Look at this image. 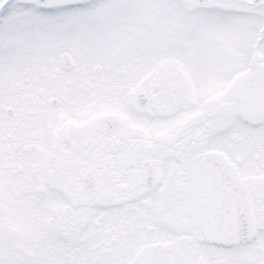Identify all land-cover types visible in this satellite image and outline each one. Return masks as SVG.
I'll use <instances>...</instances> for the list:
<instances>
[{"label":"snow or ice","instance_id":"obj_1","mask_svg":"<svg viewBox=\"0 0 264 264\" xmlns=\"http://www.w3.org/2000/svg\"><path fill=\"white\" fill-rule=\"evenodd\" d=\"M0 264H264V0H0Z\"/></svg>","mask_w":264,"mask_h":264}]
</instances>
